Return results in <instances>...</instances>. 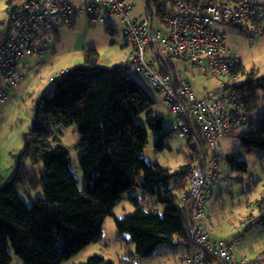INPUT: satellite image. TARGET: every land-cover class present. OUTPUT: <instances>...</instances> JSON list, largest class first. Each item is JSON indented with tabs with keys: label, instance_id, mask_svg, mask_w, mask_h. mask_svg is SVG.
I'll return each mask as SVG.
<instances>
[{
	"label": "trees",
	"instance_id": "16d2710c",
	"mask_svg": "<svg viewBox=\"0 0 264 264\" xmlns=\"http://www.w3.org/2000/svg\"><path fill=\"white\" fill-rule=\"evenodd\" d=\"M101 64L97 50L85 51L84 65L62 72L53 81V94L36 101L33 125L24 135L25 149L16 157L14 175L0 181V264H12L10 249L23 264L64 263L101 241L105 220L113 216L124 195H129L134 212L115 219V226L119 235H129L137 256L153 257L161 246L191 248L178 196L190 186L194 158L175 171L146 161L148 129L159 135L158 151L168 148L164 117L153 115L156 103L130 68ZM234 70L243 77L239 93L247 112L255 111L260 94L264 95V73L248 72L244 63ZM143 114L149 117L148 129L136 123ZM252 123L236 135L246 154L264 151V116ZM62 126L74 127L80 136L82 191L71 171L68 151L51 130ZM237 155L227 156L228 164L247 173V164L238 161ZM215 157L218 160L219 155ZM28 160L34 164L40 160L43 166L28 170ZM17 187H41L44 197L28 206ZM134 190L142 196L131 194ZM255 205L260 216H248L246 230L264 227V196ZM85 264L115 263L92 256Z\"/></svg>",
	"mask_w": 264,
	"mask_h": 264
},
{
	"label": "built area",
	"instance_id": "2783aa9c",
	"mask_svg": "<svg viewBox=\"0 0 264 264\" xmlns=\"http://www.w3.org/2000/svg\"><path fill=\"white\" fill-rule=\"evenodd\" d=\"M157 1V0H156ZM23 0L7 8L8 19L0 24V103L5 88L18 83V70L25 56L47 54L43 36L61 22L70 21L77 7L85 4L92 24L118 18L125 25V38L132 47L124 68L143 75L158 89L170 114L172 131L189 142L194 163L189 188L179 194L178 205L186 214L191 248L179 264H248L237 259L233 241L214 240L205 230L207 196L221 179L216 148L219 140L237 135L248 123V112L239 93L243 77L235 68L243 63L227 46L221 26L241 30L264 40V0H143V18L132 19L131 0ZM36 44V45H35ZM147 52L152 60H147ZM181 67L185 69L182 71ZM186 69L204 77L222 78L219 89L197 98Z\"/></svg>",
	"mask_w": 264,
	"mask_h": 264
},
{
	"label": "rangeland",
	"instance_id": "374dc122",
	"mask_svg": "<svg viewBox=\"0 0 264 264\" xmlns=\"http://www.w3.org/2000/svg\"><path fill=\"white\" fill-rule=\"evenodd\" d=\"M20 0H0V24L8 19L7 8L10 3ZM76 0H73V4ZM135 6L132 19L143 18L145 4L143 0H131ZM82 4L76 8L74 16L70 21L61 22L47 32L43 39L48 41L47 54L42 58L25 56L21 59L18 70V83L10 88H5L7 100L0 103V181L12 179L17 156L25 149L24 135L30 131L33 125L36 101L43 95L53 94V81L60 79L61 71L66 67H78L84 65V53L87 50H97L101 65L112 68L125 65L130 56L132 47L125 38V25L116 17L105 22L92 24L83 10ZM112 32H108V29ZM227 33V46L232 55L239 56L246 70L253 69L264 73V40L254 39L241 30L234 31L229 26H221ZM36 45V44H35ZM147 52V60H152ZM185 68L181 67L183 71ZM185 71V78L191 83L197 98H203L209 92L219 89L222 78L217 75L204 77L199 70ZM130 73L141 84V86L152 96L155 101L153 115L164 117V133L167 137L164 144L168 147L158 151L156 143L159 135L148 129V115L143 114L137 120L138 125L148 129V144L144 151L146 161L158 164L172 171L186 166L193 157V150L188 140L182 139L172 132L175 117L170 114L164 103L162 93L141 74H136L130 68ZM5 87L0 83V89ZM255 111L249 112V121L245 128H250V120L253 125L256 120L264 116V95ZM56 136L60 138L61 145L68 151L70 156L71 171L78 182V189L83 190L85 179L82 175L79 160L84 151L79 149V134L74 127L51 128ZM241 132V131H240ZM219 155L218 164L221 179L217 184L218 196L212 201V196H207L205 211L211 202L216 204L213 208L217 215L212 223L215 226L214 235L222 237L224 241H233L234 253L237 259H246L248 264H264V227L256 226L250 230L247 228L248 216L258 218L260 213L255 202L264 196V151L253 150L246 154L242 144L236 135L219 140L216 148ZM238 154L236 159L247 164V173L233 170L228 164L226 157ZM42 162L34 164L28 160L25 167L28 170H39ZM19 197L31 206L38 199L44 197L43 188L31 190L28 187L16 188ZM133 195L142 196V192L134 190ZM220 194V195H219ZM215 201V202H214ZM161 212V209H158ZM134 212L129 203V195H124L118 206L112 211L113 216H108L103 226V235L99 243L92 244L78 255L70 258L62 264H85L92 256H100L113 261L115 264H179L183 259L185 248L178 246H161L154 256L141 258L136 255L135 245L130 241L129 235L121 236L115 226V219H122ZM9 253L13 259L12 264H23L10 249ZM216 264V263H211Z\"/></svg>",
	"mask_w": 264,
	"mask_h": 264
},
{
	"label": "crops",
	"instance_id": "0c3cea01",
	"mask_svg": "<svg viewBox=\"0 0 264 264\" xmlns=\"http://www.w3.org/2000/svg\"><path fill=\"white\" fill-rule=\"evenodd\" d=\"M48 53V52H47ZM38 58V57H36ZM42 58V57H41ZM101 63H103V61L101 60ZM74 67H66L65 69H63L61 72H65L67 70H71L73 69ZM218 190L215 189V192L214 194L212 195V201H213V198L215 196H218ZM220 195V194H219ZM208 199V198H207ZM208 202V200L206 201V203ZM215 202V201H214ZM216 204H214L213 202L210 203V205L208 206V209L206 210V214L208 216V220L204 223V228L205 230L210 234L211 238L214 239V240H222V237L220 238H217L216 235H214V229H215V226L213 225L212 223V220L214 218V216L217 215L216 211H213V208H217L215 206ZM181 247H184L185 248V252L183 253V256H185V254L189 251L190 248H188L187 246H181ZM211 263H216V264H219L217 261H214V260H209L207 264H211Z\"/></svg>",
	"mask_w": 264,
	"mask_h": 264
}]
</instances>
